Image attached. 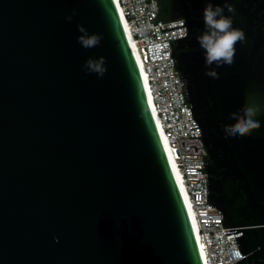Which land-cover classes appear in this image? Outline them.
Masks as SVG:
<instances>
[{"label": "water", "instance_id": "water-1", "mask_svg": "<svg viewBox=\"0 0 264 264\" xmlns=\"http://www.w3.org/2000/svg\"><path fill=\"white\" fill-rule=\"evenodd\" d=\"M208 2L171 0L184 25L160 27L187 26L171 49L209 151L208 203L236 264H264V112L251 135L223 134L249 97L264 108V0H229L248 47L219 79L196 40ZM81 24L98 46L78 43ZM99 57L103 77L83 70ZM0 264H204L115 0H0Z\"/></svg>", "mask_w": 264, "mask_h": 264}, {"label": "built area", "instance_id": "built-area-1", "mask_svg": "<svg viewBox=\"0 0 264 264\" xmlns=\"http://www.w3.org/2000/svg\"><path fill=\"white\" fill-rule=\"evenodd\" d=\"M123 16L133 33L153 106L182 172L194 217L199 226V241L206 264H236L244 258L236 234H227L223 213L208 203L209 158L201 128L192 115L184 91V80L172 56V39L187 35L185 19L163 20L158 0H118ZM161 26V27H160ZM196 127V128H195ZM239 252L238 257L233 253Z\"/></svg>", "mask_w": 264, "mask_h": 264}, {"label": "clouds", "instance_id": "clouds-1", "mask_svg": "<svg viewBox=\"0 0 264 264\" xmlns=\"http://www.w3.org/2000/svg\"><path fill=\"white\" fill-rule=\"evenodd\" d=\"M225 10L231 15H226ZM76 14L77 10L73 9L72 14L67 16L66 20L71 22ZM236 16V8L229 0H224L223 6L209 0L204 8V30L196 37V40L204 55L205 75L214 79H219L217 68L226 66L232 69L235 67L238 47L245 49L248 47L245 34L238 32L233 26ZM78 31L81 35L77 37V41L85 49L98 46L103 39L102 34H90L82 24L78 25ZM83 70L103 77L107 71L106 59L103 57L89 58L85 61ZM251 99V97L248 98V106L243 112L231 118L230 123L235 124L236 127L224 129L226 143L234 142L244 135H251L254 130L261 128V123L256 118L264 112V108L250 103ZM56 241L59 242V239L56 238ZM233 255L238 257L237 252Z\"/></svg>", "mask_w": 264, "mask_h": 264}, {"label": "bare ground", "instance_id": "bare-ground-1", "mask_svg": "<svg viewBox=\"0 0 264 264\" xmlns=\"http://www.w3.org/2000/svg\"><path fill=\"white\" fill-rule=\"evenodd\" d=\"M116 2V5L119 9V12H120V15H121V18L123 20V23H124V26H125V29H126V32H127V35H128V38H129V41L131 43V46L133 48V51H134V54L136 56V59L138 61V64H139V67L141 69V72H142V75H143V78H144V82H145V85H146V89H147V92H148V95H149V99H150V102H151V105H152V108L154 110V113H155V116H156V119L158 121V124H159V127L161 129V132H162V135H163V138L165 140V143H166V146L168 148V151H169V154L171 156V159H172V162H173V165L175 167V170H176V173L178 175V178H179V181H180V184L182 186V189H183V192H184V195H185V199H186V202H187V206H188V210H189V213H190V217H191V220H192V223H193V226H194V230H195V234H196V237H197V241L199 243V247H200V250H201V254H202V258H203V261H204V264H206L205 262V253H204V250H203V246L202 244L200 243L199 241V226H198V223L196 222V219L194 217V212H193V209H192V203L190 201V198H189V195H188V192L186 190V185L184 184V180H183V175H182V172L181 170L179 169L178 165H177V162L176 160L174 159V155L172 153V150L170 148V144H169V140L163 130V127H162V124L160 122V119L156 113V110L153 106V102H152V95L151 93L149 94V88H148V84L146 83V80H145V76H146V72L144 71V68H143V63H142V60L140 58V54L138 52V48L136 46V43H135V40H134V36H133V33L129 27V24L126 22L124 16H123V13H122V10L118 4V0H115ZM147 77V76H146ZM163 130V131H162ZM190 205V206H189Z\"/></svg>", "mask_w": 264, "mask_h": 264}, {"label": "trees", "instance_id": "trees-1", "mask_svg": "<svg viewBox=\"0 0 264 264\" xmlns=\"http://www.w3.org/2000/svg\"><path fill=\"white\" fill-rule=\"evenodd\" d=\"M161 11L159 14L160 19L169 20L171 13V0H158Z\"/></svg>", "mask_w": 264, "mask_h": 264}, {"label": "snow or ice", "instance_id": "snow-or-ice-1", "mask_svg": "<svg viewBox=\"0 0 264 264\" xmlns=\"http://www.w3.org/2000/svg\"><path fill=\"white\" fill-rule=\"evenodd\" d=\"M145 80H146V83H147V77L145 76ZM149 94H150V90H149ZM163 131V130H162ZM166 140V138H165ZM190 206V205H189ZM237 255L239 256V252H237Z\"/></svg>", "mask_w": 264, "mask_h": 264}]
</instances>
